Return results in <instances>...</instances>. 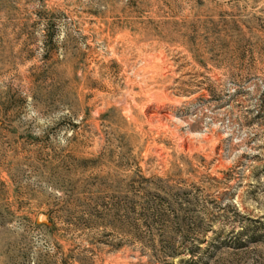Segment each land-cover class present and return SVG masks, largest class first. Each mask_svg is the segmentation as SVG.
Segmentation results:
<instances>
[{
  "label": "rangeland",
  "instance_id": "obj_1",
  "mask_svg": "<svg viewBox=\"0 0 264 264\" xmlns=\"http://www.w3.org/2000/svg\"><path fill=\"white\" fill-rule=\"evenodd\" d=\"M0 264H264V0H0Z\"/></svg>",
  "mask_w": 264,
  "mask_h": 264
}]
</instances>
